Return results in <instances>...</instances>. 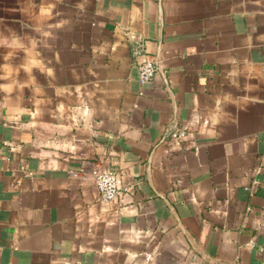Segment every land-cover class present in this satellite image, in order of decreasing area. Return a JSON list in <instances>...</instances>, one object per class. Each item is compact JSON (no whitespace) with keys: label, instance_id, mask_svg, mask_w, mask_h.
<instances>
[{"label":"crops","instance_id":"crops-1","mask_svg":"<svg viewBox=\"0 0 264 264\" xmlns=\"http://www.w3.org/2000/svg\"><path fill=\"white\" fill-rule=\"evenodd\" d=\"M263 65L264 0H0V264H264Z\"/></svg>","mask_w":264,"mask_h":264},{"label":"built area","instance_id":"built-area-1","mask_svg":"<svg viewBox=\"0 0 264 264\" xmlns=\"http://www.w3.org/2000/svg\"><path fill=\"white\" fill-rule=\"evenodd\" d=\"M157 71L154 62L146 61L139 65V81L142 85L149 84ZM264 71V65H263ZM190 132L189 126L176 127L170 134L171 140L177 144H182ZM95 184L98 190L99 200L103 203L117 201L128 192L127 188L121 185L118 172L109 170H99L93 174Z\"/></svg>","mask_w":264,"mask_h":264}]
</instances>
